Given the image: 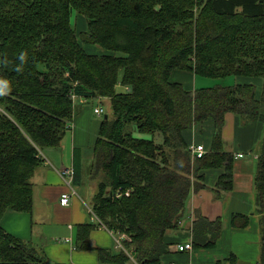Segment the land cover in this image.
<instances>
[{"label": "trees", "instance_id": "trees-1", "mask_svg": "<svg viewBox=\"0 0 264 264\" xmlns=\"http://www.w3.org/2000/svg\"><path fill=\"white\" fill-rule=\"evenodd\" d=\"M73 13L84 30L76 31ZM174 71L259 78L260 97L253 84L186 91L171 82ZM98 99L108 100L110 117L101 122L89 171L101 181L91 210L108 231L125 235L137 264H159L169 252L163 237L178 228L190 192L205 187L201 171L222 168L216 189L230 190L233 157L221 147L227 113L263 126L254 175L261 210L264 0H0V221L7 210L30 213L40 152L59 147L78 102ZM208 122L210 148L196 158L184 134ZM261 223L264 244V216ZM245 224L244 217L231 221L233 228ZM91 228L78 227L76 249L91 248ZM221 231L220 220L199 217L192 245L210 248ZM108 257L129 260L121 252ZM0 264L51 263L0 226Z\"/></svg>", "mask_w": 264, "mask_h": 264}, {"label": "crops", "instance_id": "crops-1", "mask_svg": "<svg viewBox=\"0 0 264 264\" xmlns=\"http://www.w3.org/2000/svg\"><path fill=\"white\" fill-rule=\"evenodd\" d=\"M100 52L95 49L92 54ZM195 77L187 72L174 71L171 82L181 84L186 91L193 92L200 89L194 86ZM232 80L234 85L253 84L256 87V98L260 97L261 79L236 76ZM99 100L109 104L107 99ZM78 103L70 129L59 147L40 152L42 163L31 179L30 213L7 210L1 217L0 226L7 234L42 252L51 264H116L108 257L120 253L115 249L114 236L92 221L90 214L97 186L82 182L84 175L86 179L89 178L102 121L93 120L90 110L82 108ZM213 132L214 127L208 122L195 126L184 134V138L189 148L203 146L208 151ZM139 137L148 139L146 135ZM221 137L223 152L233 157L231 188L228 191L216 189L217 181L224 173L222 168H210L199 173L205 187L190 192L178 228L165 233L163 242L169 247V252L160 258L159 264H264L261 234L264 200L261 210L258 209L254 188L263 126L259 122L243 124L240 117L227 113ZM76 168L77 173H74ZM63 169L73 171V193L65 207L59 204V198L63 193L70 192V188L63 183L60 174ZM234 216L244 217L245 226L233 228L231 221ZM199 217L210 222L220 220V237L210 248L192 245L190 252L177 251L179 245L193 244L192 225ZM82 225L92 227L88 235L91 248L78 250V227ZM99 250L108 255L102 259Z\"/></svg>", "mask_w": 264, "mask_h": 264}, {"label": "built area", "instance_id": "built-area-1", "mask_svg": "<svg viewBox=\"0 0 264 264\" xmlns=\"http://www.w3.org/2000/svg\"><path fill=\"white\" fill-rule=\"evenodd\" d=\"M72 98H74V97H72ZM93 112L96 116H101L103 114V110L100 107H96L93 110ZM189 149H190L191 155L196 157V158H201L206 152L205 149L203 148V146H194V147H190ZM238 156L242 157V155H238ZM60 174H61L64 182L66 183L67 187L70 188V191H71L69 194L63 193L59 198V204L61 206L65 207V206H68L71 193H73V189H71V182L73 183V171H72V169H63L62 171H60ZM125 196H128V192H125ZM90 214H91L92 221H94L100 228L107 230L100 223V221L97 219V217L94 215V213L90 212ZM109 232H111V231H109ZM112 235L114 236L115 249L118 250L119 252L123 253L129 259L128 262L123 263V264H137L135 262V260L133 259L131 252L128 251L124 247V240H126L125 235H114V233H112ZM192 248L193 247H192L191 243H185L183 245L177 246V251H179V252H190L192 250Z\"/></svg>", "mask_w": 264, "mask_h": 264}, {"label": "rangeland", "instance_id": "rangeland-1", "mask_svg": "<svg viewBox=\"0 0 264 264\" xmlns=\"http://www.w3.org/2000/svg\"><path fill=\"white\" fill-rule=\"evenodd\" d=\"M76 15L75 13H73L71 15V23L74 25H76V31H82V27L85 26V21L81 18H79V15H78V18L81 19V22L78 20V18H76ZM77 22V23H76ZM82 46L85 48V50L89 53H94L95 52V49H100L99 47L97 46H93V45H89V44H82ZM101 50V49H100ZM102 51V50H101ZM233 77L232 78H228L226 80H212V79H205V78H199V77H195V81H194V86L195 88H201V87H212L216 84H220V85H223V86H231V85H234V82H233ZM77 102V101H76ZM82 108H86L88 110H90L91 112V115H92V119L93 120H96L97 122H100L102 120H104V116H108L109 115V108H108V105L105 101H100L99 99L98 100H93V101H90V102H86L84 105H81ZM96 107H100L102 108L103 110V114L101 116H96L94 115V112L93 110L96 108ZM0 111H2L0 109ZM93 166V164H92ZM90 170H92V167L90 168ZM99 178V177H98ZM94 179L92 180L91 178H88L86 179L85 178V175L84 177L82 178V182L83 183H87L88 185L91 184V185H95L98 186V184L101 182L99 179ZM63 183L65 184V186L67 187L66 183L64 182L63 180ZM73 183L71 182V185ZM73 186V185H72ZM71 192V191H70ZM70 192H67L68 194ZM91 208H92V205H91Z\"/></svg>", "mask_w": 264, "mask_h": 264}, {"label": "clouds", "instance_id": "clouds-1", "mask_svg": "<svg viewBox=\"0 0 264 264\" xmlns=\"http://www.w3.org/2000/svg\"><path fill=\"white\" fill-rule=\"evenodd\" d=\"M24 55L22 54L21 56H20V59H21V61H23L24 60ZM3 83H7V81H3Z\"/></svg>", "mask_w": 264, "mask_h": 264}, {"label": "water", "instance_id": "water-1", "mask_svg": "<svg viewBox=\"0 0 264 264\" xmlns=\"http://www.w3.org/2000/svg\"><path fill=\"white\" fill-rule=\"evenodd\" d=\"M107 119V116H104V120Z\"/></svg>", "mask_w": 264, "mask_h": 264}]
</instances>
